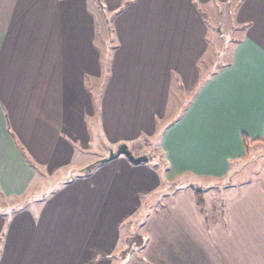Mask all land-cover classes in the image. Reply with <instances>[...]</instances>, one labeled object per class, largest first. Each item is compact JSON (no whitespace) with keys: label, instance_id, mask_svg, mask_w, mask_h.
I'll list each match as a JSON object with an SVG mask.
<instances>
[{"label":"crops","instance_id":"obj_1","mask_svg":"<svg viewBox=\"0 0 264 264\" xmlns=\"http://www.w3.org/2000/svg\"><path fill=\"white\" fill-rule=\"evenodd\" d=\"M243 136L264 138V0H0V264H264L263 183L205 218L166 183L227 176ZM152 140L163 171L120 154L62 180ZM162 180L130 258L122 231Z\"/></svg>","mask_w":264,"mask_h":264},{"label":"rangeland","instance_id":"obj_2","mask_svg":"<svg viewBox=\"0 0 264 264\" xmlns=\"http://www.w3.org/2000/svg\"><path fill=\"white\" fill-rule=\"evenodd\" d=\"M218 26V22H216ZM226 25H227V18L226 16L223 17V24L221 26H218V29L216 28V31H214V34L218 36V40L215 39V43L210 41L209 43V49L207 51V54L204 56V65L207 64L209 61V67H215L218 65V57H217V49L219 50V47H221L224 40L226 41L227 38L230 36H226ZM223 31V32H222ZM222 32V33H221ZM219 37H221L219 39ZM200 66L202 67V64L200 63ZM155 141L152 140L150 142V148L144 147L142 150V154H145L149 158L156 157L155 161L151 159V164L154 165V163L157 164V169L160 168L161 171L166 166L165 161L163 159L162 152L159 150L158 146ZM96 149V148H95ZM99 149V147H98ZM96 150H92L94 152ZM106 151V150H105ZM107 153L103 152L102 156H98L97 160L100 159V157L106 156ZM141 155V154H140ZM148 162V161H147ZM154 162V163H153ZM191 179L190 182L183 183V187L191 185L193 188L201 187L203 188L204 194H205V200H206V207L208 209L211 208H217V206L220 207L222 205V198L223 200L229 198L234 192L238 190L240 187V184L243 183V181H249V180H257L264 184V141H259L257 143H253V145H249L247 148V153L240 158L238 161H236L234 164H232L230 171L227 176H224L223 178L219 179H211V178H196V177H189ZM188 178V179H189ZM54 178H47L46 181L48 183H51V181ZM172 181V180H171ZM176 181V180H175ZM168 185H171V183L174 185V181L166 182ZM166 183L163 182V180L160 182V185L158 187L150 192H148L144 199L140 201L141 206L140 211L138 209V212L134 214L131 217L130 224H126L124 227V230L122 231L123 234L124 231H129V242L126 244L124 250L129 253V257H136V255H140V249L139 246L141 244H138L137 238H140L142 241L141 235H139L138 231L140 229V223L148 213H152L156 207H158L160 201H161V195L166 192L164 191L166 187H169ZM233 183V184H232ZM232 184V185H231ZM47 186V185H46ZM228 186V187H227ZM50 187V186H49ZM171 187V186H170ZM190 189V188H187ZM202 207V209L199 211L201 216L203 218L206 217V210ZM213 210V209H212ZM215 211V210H214ZM217 212V210H216ZM139 226V229L137 228ZM138 229V231H137ZM136 232V233H135ZM140 241V242H141ZM122 247V246H121Z\"/></svg>","mask_w":264,"mask_h":264},{"label":"trees","instance_id":"obj_3","mask_svg":"<svg viewBox=\"0 0 264 264\" xmlns=\"http://www.w3.org/2000/svg\"><path fill=\"white\" fill-rule=\"evenodd\" d=\"M242 139H243V142H244V146H245V148L247 149V144L248 143H254V142H256V141H264V138H260V139H258V140H252V141H248L247 140V138H245L244 136L242 137ZM149 159H151V158H149ZM98 162V160H96L95 162H93V164H94V166L91 168V170L93 169V168H95V167H97L98 165H100V164H98L97 163ZM156 164V163H155ZM155 166H157V164L155 165ZM84 168H82V169H79V170H72L71 171V173H70V175L69 176H67V177H65V178H62V180H68V179H71L73 176H74V173H80V174H87V173H89L90 171H88V172H86V171H84L83 170ZM164 169H165V167H164ZM164 169H162V171L164 170ZM82 170V171H81ZM189 177H192V176H189V175H184V176H182V177H180L179 179H177L175 182H174V186H176V187H181V186H183V183H186V182H190L191 181V179L189 178ZM189 178V179H188ZM187 184V183H186ZM186 188H190L189 190H191L192 191V194H193V196H194V201H195V204H196V206L198 207V210L200 211L201 209H202V207H204L205 206V210L207 209V210H209L207 207H206V198H205V194H204V189L203 188H201V187H198V188H193L191 185H189V186H186ZM217 208H218V206H217ZM216 208V209H217ZM211 209H213V210H215V212H216V209L215 208H211ZM215 215L217 214V212L216 213H214ZM141 239L140 238H137V242H138V244H141Z\"/></svg>","mask_w":264,"mask_h":264},{"label":"water","instance_id":"obj_4","mask_svg":"<svg viewBox=\"0 0 264 264\" xmlns=\"http://www.w3.org/2000/svg\"><path fill=\"white\" fill-rule=\"evenodd\" d=\"M120 154H122L128 161H130L131 163H134V164H138V163L148 161L147 155L141 154V155L136 156V155L132 154V152L130 151V149L128 148V146L126 144L122 143V144H119L114 150L110 149L108 151V154L106 156L100 158L97 163L102 164L106 161H109L111 159L116 158ZM93 166H94V164L91 163V164L85 166L83 170L88 172L91 170V168Z\"/></svg>","mask_w":264,"mask_h":264}]
</instances>
